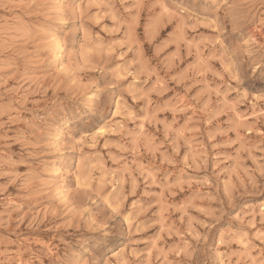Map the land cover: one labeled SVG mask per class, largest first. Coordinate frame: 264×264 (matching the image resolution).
I'll use <instances>...</instances> for the list:
<instances>
[{
  "label": "rangeland",
  "instance_id": "obj_1",
  "mask_svg": "<svg viewBox=\"0 0 264 264\" xmlns=\"http://www.w3.org/2000/svg\"><path fill=\"white\" fill-rule=\"evenodd\" d=\"M19 263L264 264V0H0Z\"/></svg>",
  "mask_w": 264,
  "mask_h": 264
},
{
  "label": "bare ground",
  "instance_id": "obj_2",
  "mask_svg": "<svg viewBox=\"0 0 264 264\" xmlns=\"http://www.w3.org/2000/svg\"><path fill=\"white\" fill-rule=\"evenodd\" d=\"M239 116V115H238ZM96 139V138H95ZM113 178V177H112ZM113 181V180H112ZM20 264V263H19Z\"/></svg>",
  "mask_w": 264,
  "mask_h": 264
}]
</instances>
